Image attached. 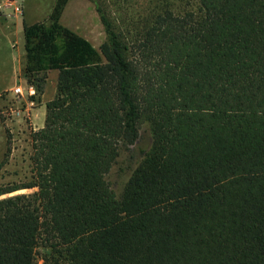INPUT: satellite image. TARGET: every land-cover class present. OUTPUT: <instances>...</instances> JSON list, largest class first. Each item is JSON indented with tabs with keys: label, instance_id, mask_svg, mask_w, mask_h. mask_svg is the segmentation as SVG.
<instances>
[{
	"label": "trees",
	"instance_id": "obj_1",
	"mask_svg": "<svg viewBox=\"0 0 264 264\" xmlns=\"http://www.w3.org/2000/svg\"><path fill=\"white\" fill-rule=\"evenodd\" d=\"M67 1L22 25L29 100L58 75L30 178L0 183V264H264V0H149L127 37L95 5L98 49Z\"/></svg>",
	"mask_w": 264,
	"mask_h": 264
},
{
	"label": "rangeland",
	"instance_id": "obj_2",
	"mask_svg": "<svg viewBox=\"0 0 264 264\" xmlns=\"http://www.w3.org/2000/svg\"><path fill=\"white\" fill-rule=\"evenodd\" d=\"M86 1L90 2L94 8L95 5H98L105 16L114 24L117 32L123 37L130 35L133 30V21L139 22L148 14L149 16L152 15L149 0ZM14 3L23 5L26 23L33 24L48 18L55 0H15ZM84 6L86 5H83L81 0H70L59 23L73 32H76L78 29L79 33L85 34L84 36L90 38L91 44L97 48L99 44L106 40L104 29L99 21L98 14L96 18L93 11H89L87 6L86 14L83 13L85 10ZM196 7V0H174L170 3L169 8L174 13L180 14L185 11L196 10ZM2 30H4V25L0 23V88L3 83H7L8 86L12 84L13 79L9 81L7 77L11 75L12 70L15 68L14 59L16 58V50L10 49L3 43L4 39L1 37ZM16 39L19 41L18 48L21 49V41L23 40L21 30L18 35L16 34ZM21 79L22 82L20 83H26L25 78L21 77ZM23 93H25L24 90ZM26 102L27 96L25 94H16L14 91L0 95V163L4 158L7 148H10L8 161L0 169V183L24 182L31 175L29 159L31 155L30 131L36 129L30 116L26 112L20 113V111L26 108ZM5 129L8 130L10 135L9 144ZM123 155L124 153L122 152L118 162L112 166L106 175V180L116 196L119 195L130 174L129 171L122 172L120 170V167L123 166ZM33 191L32 189H24L15 194H29ZM47 252L46 249H38L37 257L39 264H42L41 256Z\"/></svg>",
	"mask_w": 264,
	"mask_h": 264
},
{
	"label": "crops",
	"instance_id": "obj_3",
	"mask_svg": "<svg viewBox=\"0 0 264 264\" xmlns=\"http://www.w3.org/2000/svg\"><path fill=\"white\" fill-rule=\"evenodd\" d=\"M14 1L15 0H1L0 1V7L4 13V16L2 18H0V23L2 25H4V30H2V32H1V37L4 39V41H3L4 44H6L10 49L16 50V58L14 59L15 68L12 70L11 75H9V76L7 75L8 76L7 78L9 81H11L13 79L12 84L10 86H8L7 83H3L1 88H0V95L2 93L14 91L16 88H20L22 95L25 94V96H27L26 92L32 87L28 86L25 82L20 83V82H22L21 81L22 80L21 74H22V67H23L24 54H25L24 36H23V40L21 41V49L18 48L19 41L16 39V34L18 35L20 33V30L22 31V35H23L22 25L24 22L26 23V14H25L23 5L19 4V3H14ZM69 2H70V0H68L67 3L65 4V6L61 12L59 21L63 17L64 11L66 9V6L69 5ZM81 2L83 3V5H86L88 7L89 11L92 10L94 13V16L97 18V12H96L94 6L86 0H81ZM86 6H84L85 10L83 12L85 14H86V10H87ZM16 7H20V9H21L20 13L14 11V8H16ZM99 21H100V19H99ZM27 24H30V23H27ZM79 29H80V27H79ZM75 33L76 34L79 33L78 29L76 30ZM78 35H80L83 38H86V40H88L90 43H92L90 38H88L87 36H84L85 34L79 33ZM99 46H100V44H99ZM97 48H99V47H97ZM57 75H58V72L56 70H49L47 72V78H46L43 94L41 95L40 103L34 105V103L29 100V97H31V96H27V102L25 105L26 108L23 111H20V113L26 112L30 116V118L32 119V122H33V126L36 130L43 127L44 118H45V105L55 95ZM18 85H21V86L18 87ZM23 90L25 93H23ZM32 90L34 91L33 88H32Z\"/></svg>",
	"mask_w": 264,
	"mask_h": 264
},
{
	"label": "built area",
	"instance_id": "obj_4",
	"mask_svg": "<svg viewBox=\"0 0 264 264\" xmlns=\"http://www.w3.org/2000/svg\"><path fill=\"white\" fill-rule=\"evenodd\" d=\"M14 11L20 13V12H21V9H20V7H16V8H14ZM3 16H4V13H3V11H2V9H1V7H0V18H2ZM14 93H16V94H21V95H22V92H21L20 88H16V89L14 90ZM26 95H27V96H33V95H35V90L33 91L32 88H30V89L26 92Z\"/></svg>",
	"mask_w": 264,
	"mask_h": 264
}]
</instances>
